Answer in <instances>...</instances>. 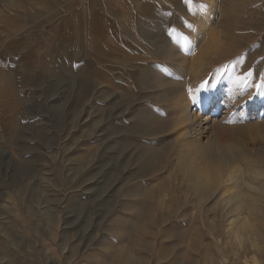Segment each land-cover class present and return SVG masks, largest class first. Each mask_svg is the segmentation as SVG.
Here are the masks:
<instances>
[{
    "label": "rangeland",
    "instance_id": "obj_1",
    "mask_svg": "<svg viewBox=\"0 0 264 264\" xmlns=\"http://www.w3.org/2000/svg\"><path fill=\"white\" fill-rule=\"evenodd\" d=\"M207 19L229 25L205 96L264 104V0H0V264H264V205L228 231L170 125Z\"/></svg>",
    "mask_w": 264,
    "mask_h": 264
},
{
    "label": "bare ground",
    "instance_id": "obj_2",
    "mask_svg": "<svg viewBox=\"0 0 264 264\" xmlns=\"http://www.w3.org/2000/svg\"><path fill=\"white\" fill-rule=\"evenodd\" d=\"M227 24L221 20L212 25L208 19L204 20L197 25V32L187 38L191 43L185 59L191 69L188 87L198 93L190 102L185 100L187 95L179 101L177 116L170 125L178 137L180 163L185 164L188 178L194 177L199 183L210 185L209 167L217 170L220 178L218 200L223 205L227 230H235L241 235L255 226L249 215L261 214L264 205V139L259 134L264 104L254 99L256 89L248 91L247 81L237 85L228 80L224 88L215 83L207 88L209 97L205 96L204 88L210 75L208 69L211 60L222 53L228 37L224 35ZM217 29L223 30V34ZM195 106L201 112L211 106V116L201 119ZM219 109H224L222 117H214L220 113Z\"/></svg>",
    "mask_w": 264,
    "mask_h": 264
},
{
    "label": "snow or ice",
    "instance_id": "obj_3",
    "mask_svg": "<svg viewBox=\"0 0 264 264\" xmlns=\"http://www.w3.org/2000/svg\"><path fill=\"white\" fill-rule=\"evenodd\" d=\"M187 3L191 4L192 3V0H186Z\"/></svg>",
    "mask_w": 264,
    "mask_h": 264
}]
</instances>
